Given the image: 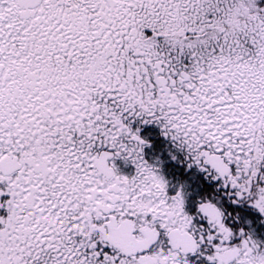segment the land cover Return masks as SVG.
I'll list each match as a JSON object with an SVG mask.
<instances>
[{
  "label": "snow or ice",
  "instance_id": "obj_1",
  "mask_svg": "<svg viewBox=\"0 0 264 264\" xmlns=\"http://www.w3.org/2000/svg\"><path fill=\"white\" fill-rule=\"evenodd\" d=\"M0 264H264V0H0Z\"/></svg>",
  "mask_w": 264,
  "mask_h": 264
}]
</instances>
